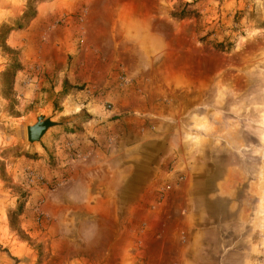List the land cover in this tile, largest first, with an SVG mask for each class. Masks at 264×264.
Listing matches in <instances>:
<instances>
[{
	"label": "rangeland",
	"instance_id": "1",
	"mask_svg": "<svg viewBox=\"0 0 264 264\" xmlns=\"http://www.w3.org/2000/svg\"><path fill=\"white\" fill-rule=\"evenodd\" d=\"M28 1L0 0V26H13ZM35 5V18L6 40L22 69L14 78L13 100L0 96V264H264V0H43ZM183 8L193 15L174 18ZM89 18L93 29L85 35ZM61 31L67 42L57 38ZM51 37H56V55L50 52ZM85 43L87 50L100 47L89 62L111 63L118 89H144L174 112L176 156L167 157L163 167L167 173L178 169L157 189V203L165 199L164 224L155 231L158 249L138 240L147 231L141 223L134 230L137 238L120 253L110 239L95 238L99 232L92 217L63 211L56 203L68 180L55 154L64 149L77 156L61 137L78 131L76 124L89 114L81 109L64 117L63 97L73 93L86 105L102 93L88 82L71 86L64 79L57 91L61 74ZM216 43L232 45L218 51ZM116 53L146 76L129 74ZM49 55L50 72L42 59ZM8 64L0 51V72ZM102 106L113 108L108 101ZM39 115L62 124L40 143L29 144L26 126ZM180 184L189 191L174 212L166 198ZM18 200L24 203L15 222L19 231L8 219Z\"/></svg>",
	"mask_w": 264,
	"mask_h": 264
},
{
	"label": "crops",
	"instance_id": "2",
	"mask_svg": "<svg viewBox=\"0 0 264 264\" xmlns=\"http://www.w3.org/2000/svg\"><path fill=\"white\" fill-rule=\"evenodd\" d=\"M91 22L92 18H89L84 25L85 35L92 32ZM61 32L57 38L66 41V32ZM49 39L50 52L56 55V37ZM88 45L82 44L75 62L68 72L65 69L66 73L61 74L57 91L62 90L64 79L71 86L88 82V85L102 89V93L91 98L86 105H80L73 93L63 97L64 117L75 116L81 109L89 114L85 122L76 124L78 131L61 137L68 138L77 156L69 157V152L64 149L55 154L68 180L60 202L56 203L63 211L71 209L92 217L99 232L95 238H99V242L110 239V244L118 245L120 253L137 238L134 230L141 223L146 224L147 231L140 234L138 240L158 249L161 243L155 238V231L161 223L164 224L162 208L165 199L157 203V189L161 181L172 177L178 169L167 173L163 167L167 157L176 156L173 151L176 146L174 124L170 123L174 112L167 111L164 104L156 103L158 97L144 89H118L113 84L115 78L111 63L89 62L100 47L93 44L87 50ZM117 55L116 59H123ZM42 59L47 71H52V56L49 55L48 60L47 57ZM122 61L132 76H146V71L140 66L134 68L129 57ZM77 69L80 71L76 74ZM106 101L113 104L112 110H104L102 103ZM64 122L63 126L70 124L71 120ZM188 191L187 184L171 188L166 200H170L174 212L177 200Z\"/></svg>",
	"mask_w": 264,
	"mask_h": 264
},
{
	"label": "trees",
	"instance_id": "3",
	"mask_svg": "<svg viewBox=\"0 0 264 264\" xmlns=\"http://www.w3.org/2000/svg\"><path fill=\"white\" fill-rule=\"evenodd\" d=\"M43 0H29L25 7V10L22 16L16 20L13 26H10L6 23L0 26V51L3 55L9 59V64L4 68L2 72H0V96L5 99L12 101L13 100V84L14 78L19 72L22 67L19 62V55L18 52L12 48H10L6 44L7 36L12 30H21L23 29L31 20H33L36 16V3L41 2ZM193 13L189 10L183 8L181 12L177 15H173L174 18L182 20L187 17L192 16ZM204 40V38H201ZM230 43L226 45L224 43H216L214 44V48L218 51L229 50L231 48ZM66 84V82H64ZM24 210V203L18 200L17 206L15 209L9 211L8 219H9V226L12 230H17L15 228L16 220L23 214Z\"/></svg>",
	"mask_w": 264,
	"mask_h": 264
},
{
	"label": "water",
	"instance_id": "4",
	"mask_svg": "<svg viewBox=\"0 0 264 264\" xmlns=\"http://www.w3.org/2000/svg\"><path fill=\"white\" fill-rule=\"evenodd\" d=\"M62 123L53 121L50 117L39 115L36 121L26 126V139L29 144L40 143L46 132Z\"/></svg>",
	"mask_w": 264,
	"mask_h": 264
},
{
	"label": "built area",
	"instance_id": "5",
	"mask_svg": "<svg viewBox=\"0 0 264 264\" xmlns=\"http://www.w3.org/2000/svg\"><path fill=\"white\" fill-rule=\"evenodd\" d=\"M31 182H35V181H38V179L36 180V178H34V177H31V180H30Z\"/></svg>",
	"mask_w": 264,
	"mask_h": 264
},
{
	"label": "bare ground",
	"instance_id": "6",
	"mask_svg": "<svg viewBox=\"0 0 264 264\" xmlns=\"http://www.w3.org/2000/svg\"><path fill=\"white\" fill-rule=\"evenodd\" d=\"M201 125H204V126H205V128H207V130H208V128H209V127L207 126V124H206V123H205V124L203 123V124H201ZM201 125H200V126H201Z\"/></svg>",
	"mask_w": 264,
	"mask_h": 264
}]
</instances>
